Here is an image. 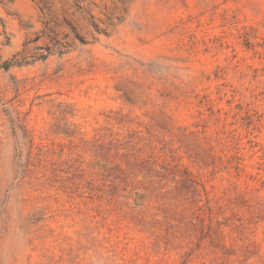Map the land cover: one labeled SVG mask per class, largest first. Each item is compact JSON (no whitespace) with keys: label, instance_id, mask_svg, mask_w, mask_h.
Instances as JSON below:
<instances>
[{"label":"rangeland","instance_id":"rangeland-1","mask_svg":"<svg viewBox=\"0 0 264 264\" xmlns=\"http://www.w3.org/2000/svg\"><path fill=\"white\" fill-rule=\"evenodd\" d=\"M0 264H264V0H0Z\"/></svg>","mask_w":264,"mask_h":264}]
</instances>
